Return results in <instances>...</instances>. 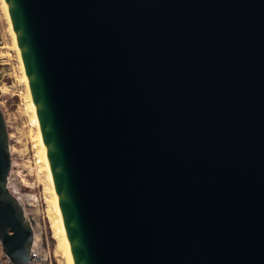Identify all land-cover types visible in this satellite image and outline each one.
<instances>
[{"label": "water", "instance_id": "95a60500", "mask_svg": "<svg viewBox=\"0 0 264 264\" xmlns=\"http://www.w3.org/2000/svg\"><path fill=\"white\" fill-rule=\"evenodd\" d=\"M75 264H264V0H6ZM0 241L35 229L9 188Z\"/></svg>", "mask_w": 264, "mask_h": 264}, {"label": "rangeland", "instance_id": "374dc122", "mask_svg": "<svg viewBox=\"0 0 264 264\" xmlns=\"http://www.w3.org/2000/svg\"><path fill=\"white\" fill-rule=\"evenodd\" d=\"M22 61L15 49L4 2L0 0V108L7 122L12 153L9 188L18 195L33 221L38 253L45 259L40 262L65 264L53 233V190L37 153L39 131L28 109L30 93L24 81ZM6 257L0 241V264Z\"/></svg>", "mask_w": 264, "mask_h": 264}, {"label": "bare ground", "instance_id": "6f19581e", "mask_svg": "<svg viewBox=\"0 0 264 264\" xmlns=\"http://www.w3.org/2000/svg\"><path fill=\"white\" fill-rule=\"evenodd\" d=\"M4 5H5V10H6V15L8 17V21H9V25L13 34V39H14V44H15V49L17 51V54L19 55L21 61L23 60V56L21 53V49H20V45L17 39V35H16V31H15V27L13 24V20L10 14V10L7 4L6 0H3ZM24 61H22V65ZM23 70H24V74H25V78L24 81L26 83V87H28L27 89H29V104H28V109L32 112V123L33 125H35L38 128L39 131V135H38V149L39 150L37 153L39 154V161L43 162L44 164V168H45V172L47 175V178L52 186V193H53V202H52V210L53 213L55 215V220L54 223L52 224L53 226V233H54V237L57 240V247L61 252V256H62V260L64 261L65 264H75V260H74V255L70 246V241H69V237H68V232H67V228L65 225V221H64V217H63V213H62V209H61V204H60V200H59V196L56 190V185H55V181H54V177H53V172L51 169V164H50V160H49V155H48V151H47V147L45 144V140L43 137V132H42V128H41V124L39 121V116L37 113V108L35 105V101L33 98V94H32V90H31V85L28 79V75L26 73V68H25V64L23 65ZM27 105V104H26ZM28 110V111H29ZM37 141V139H36ZM35 145V146H37ZM39 162V163H40ZM43 171V170H41ZM20 201V198L18 197L17 194L13 193ZM21 202V201H20ZM35 229V228H34ZM36 233V232H35ZM39 241L37 240V236L35 238V244H36V250L38 252V246H39ZM39 261H45V259L40 258L39 256H37Z\"/></svg>", "mask_w": 264, "mask_h": 264}, {"label": "built area", "instance_id": "2783aa9c", "mask_svg": "<svg viewBox=\"0 0 264 264\" xmlns=\"http://www.w3.org/2000/svg\"><path fill=\"white\" fill-rule=\"evenodd\" d=\"M12 192V191H11ZM35 238H36V236H35ZM36 244H35V239H34V244H33V251H34V253L37 255V256H39L40 257V253L41 252H37V250H36ZM42 253H43V251H42ZM47 255V254H46ZM1 264H15L11 259H9V257H6L4 260H3V262L1 263ZM27 264H47V263H42V262H40L39 261V259H35V260H33L32 262H30V263H27Z\"/></svg>", "mask_w": 264, "mask_h": 264}]
</instances>
